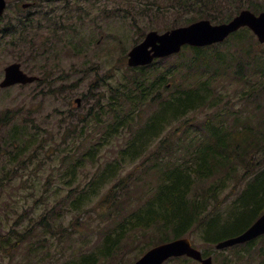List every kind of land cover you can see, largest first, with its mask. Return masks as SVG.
Returning <instances> with one entry per match:
<instances>
[{
	"label": "rangeland",
	"instance_id": "1",
	"mask_svg": "<svg viewBox=\"0 0 264 264\" xmlns=\"http://www.w3.org/2000/svg\"><path fill=\"white\" fill-rule=\"evenodd\" d=\"M21 2L37 6L24 10L9 0L4 24L7 26L18 15L31 21L39 55L27 57V50L4 44L0 49V82L4 68L20 62L27 73L48 74L56 88L65 84L72 89L50 93L53 89L37 84L0 88V116L9 110L19 112L14 123L0 134V232L3 236L11 230L23 233L44 217L53 228L49 231L37 227L16 250L2 242L0 264H82L87 256L97 258L98 264H133L152 248V240H158L156 229L129 232L116 257L106 259L104 255L121 226L129 225L136 215L156 203L153 200L167 164L190 162L193 152L208 140L206 125L210 121L229 129L248 124L257 128V124L264 123V44L250 29L241 30L237 41L249 44L252 36L254 43L250 51L243 45L250 62L248 69H241L243 76L235 75L237 68L232 67L228 75L217 77L210 87L203 85L206 97L198 109L176 121L162 122L154 132L148 122L153 116L164 115V107L159 103L140 107L127 102L124 93L134 97L130 88L137 75L127 65V54L149 32L164 33L183 26L190 16L170 7L174 0ZM252 4L264 8V0H217V8L210 12L227 21L242 10H250ZM48 52L49 56L44 55ZM181 59L175 55L158 63L170 85L167 90L156 89V93L161 91L165 97L180 93L172 85L182 83V73L187 72L178 73ZM208 76L192 77L191 82L197 83L193 88H199ZM57 78L63 81H54ZM78 98L80 106L75 103ZM119 110L128 113L120 117L121 123L116 120L115 111ZM15 125L39 134L38 143L22 156L15 146L6 145ZM133 140L135 145L130 144ZM40 141L47 147L38 148ZM36 148L38 152L32 154ZM131 153L135 158L130 157ZM263 159L264 153L258 156V160ZM229 171L194 189L202 193L203 189L218 187L219 197H228L207 223L201 227L194 224L185 237L195 248L212 256L214 264H264L262 237L254 247L248 242L217 250L211 243L235 218L248 183L264 167L246 179L242 178L245 168L240 162ZM238 181L242 183L238 185ZM111 190L115 196L112 206L106 204ZM201 198L208 206L214 201L212 197ZM210 222L213 225L208 234ZM72 223L74 230L66 231ZM237 232L231 230L226 236ZM17 238L14 235L10 240Z\"/></svg>",
	"mask_w": 264,
	"mask_h": 264
},
{
	"label": "trees",
	"instance_id": "2",
	"mask_svg": "<svg viewBox=\"0 0 264 264\" xmlns=\"http://www.w3.org/2000/svg\"><path fill=\"white\" fill-rule=\"evenodd\" d=\"M174 1V3L169 4L170 7H173L177 13L182 11L183 16H190L183 23V26L204 19H210L214 24H222L234 18H230L227 21L221 20L210 12L211 9L214 10V8H217V0ZM249 8L254 13L264 11V8L257 4H252ZM197 9L199 11L194 15L193 12ZM30 30V22L26 23L20 20L18 23L10 25L8 33H10L12 41L9 45L15 49L17 47L20 48V44H17V42L22 43V45H28L29 57L35 58L38 55V50L36 49V40H31L32 33ZM239 34L240 31L233 34L221 44L205 48L184 47L176 55L182 58L178 61L179 67H181L178 73H182L184 70H187V72L182 73V83L172 85L175 91H180L179 94L175 93L165 97L161 96V91L160 93L155 92L156 89L161 90L162 87L167 90L170 85L167 79V73L158 64L164 60L155 61L149 66L138 68L130 67L129 69L136 72L137 75L133 76L130 88L135 93L134 97L128 93H124L127 102L130 105H141L140 107H143L142 105H146L147 103L152 105L159 103L164 107V115L153 116L148 122V126L153 128L154 132H156L158 126L162 125V122L167 124L187 116L202 105V100L206 97L203 91V85L210 87V84L217 77L228 75L229 69L232 67L237 68L235 75L238 76H243L244 74L241 69L249 68L250 62L245 53L244 46L250 51L254 45L253 37H249V44H246V41H243L242 44L237 41ZM231 61L233 64L229 65ZM206 74H209L208 77H205L206 81L202 82L199 88H193L196 87L197 83H192L191 78L199 75L205 76ZM38 85H49L48 89H52L51 85H53V81L44 77L38 82ZM65 88V86H62L61 90ZM67 89H72V86H69ZM117 91L120 92V89H117ZM50 93L54 92L52 91ZM251 97L255 99L258 96ZM119 107L121 108L120 105ZM120 110L115 111L117 113L116 120L118 123L122 121L120 120L121 116L126 117L128 115V113L121 114ZM17 113L19 112L9 110L0 116V134L5 128H9L14 123L19 116L16 115ZM250 125H244L239 129H229L222 123L215 124L212 121L208 122L206 125L208 131V140L206 143L193 152L192 156H190V162H169L167 164V172L165 174L162 172L161 175L163 183L159 186L157 196L153 200L156 203L151 204L145 212L136 215L128 222L129 225L124 224L121 226L118 237L109 242V250L104 257L106 259L116 257L120 253L122 244L129 232L132 233L133 231L141 230L152 231L156 229L159 238L158 240H152L151 246L153 247L185 237L188 230L194 224H197V227H201L207 223L213 214L224 204L228 196L221 199L219 197L221 188L218 187L203 189L202 193H195L194 189L199 183L205 182L217 176L219 173L225 171L230 172L229 169L236 167L238 162L245 168V173L242 175L243 179L257 172L259 168L264 167V159L258 160V156L264 153V123L257 124V128L251 127ZM38 137L39 134L37 131L30 128V131L27 132L26 128H19L15 125L11 129V137L6 140V145H10L11 147L15 146L18 155L22 156L29 153L33 146L38 143ZM130 144L135 145V140ZM45 147L47 146L43 142L38 145L40 149ZM38 148L34 149L32 154L37 153ZM130 157L135 158L133 153L130 154ZM241 183V181H238L237 184L240 185ZM121 184L125 186L126 182L122 180ZM192 192L195 195H192ZM202 196L205 198L212 197L214 199L213 203L208 206L207 202L204 199L202 200ZM112 198L113 200H111ZM108 203L111 206L115 204L114 190H111L106 197V204ZM251 203L254 204L252 208ZM239 205L241 208L238 209L235 218L224 226L219 235L212 238V244L216 245L223 240L241 234L264 214V171L256 175L248 183ZM89 210L90 208L85 210V212ZM77 224H79V221ZM212 225L213 222H210V227L207 229L208 234L212 229ZM39 226H44L49 231L53 230L49 219L44 217L23 233L17 230H11L3 236L0 232V246L5 241V245L12 247L14 250L18 249L21 244L32 236L34 230ZM72 230H74L73 223L66 227V231ZM231 230H238L239 232L226 236V233ZM14 235H17L18 238L15 241L10 240ZM262 239H264V236ZM254 245L255 241L248 243L250 247H254ZM204 254L208 255L206 253ZM91 261L98 264L97 258L93 256L84 257L82 264H91ZM190 262L191 259L188 258H177L170 260L167 264H189Z\"/></svg>",
	"mask_w": 264,
	"mask_h": 264
},
{
	"label": "water",
	"instance_id": "3",
	"mask_svg": "<svg viewBox=\"0 0 264 264\" xmlns=\"http://www.w3.org/2000/svg\"><path fill=\"white\" fill-rule=\"evenodd\" d=\"M28 8L29 5H23ZM6 8L5 0H0V15ZM243 28L250 29L261 44H264V12L255 14L250 10H242L227 23L213 24L209 20H200L188 26L168 30L164 33L149 32L144 40L128 52L127 64L131 68L149 66L155 60L179 54L185 46L204 48L225 42L232 34ZM36 76H29L14 63L5 68L2 88L17 84H32ZM80 104V100H76ZM264 236V214L241 234L223 240L216 245L217 250H224L235 245L245 244ZM187 256L198 264H213V258H204L203 253L193 246L190 238L176 239L154 246L133 264H165L173 258Z\"/></svg>",
	"mask_w": 264,
	"mask_h": 264
},
{
	"label": "flooded vegetation",
	"instance_id": "4",
	"mask_svg": "<svg viewBox=\"0 0 264 264\" xmlns=\"http://www.w3.org/2000/svg\"><path fill=\"white\" fill-rule=\"evenodd\" d=\"M6 1H7V5L9 6V0H6ZM14 1H15L16 6L19 5V4L22 6L24 4L23 2H21V0H14ZM33 5H34V7L37 6L36 3H34V4L32 3V6ZM21 11H23V10H21ZM17 18L18 19H23V15H18ZM4 20H5V14L2 17H0V40L3 43V45L6 44L7 36H8V29H7V27L4 24ZM195 264H197V262H195Z\"/></svg>",
	"mask_w": 264,
	"mask_h": 264
},
{
	"label": "bare ground",
	"instance_id": "5",
	"mask_svg": "<svg viewBox=\"0 0 264 264\" xmlns=\"http://www.w3.org/2000/svg\"><path fill=\"white\" fill-rule=\"evenodd\" d=\"M257 219V218H256Z\"/></svg>",
	"mask_w": 264,
	"mask_h": 264
}]
</instances>
